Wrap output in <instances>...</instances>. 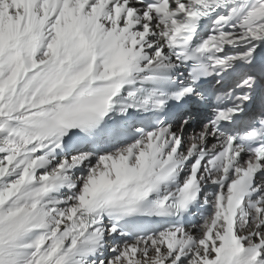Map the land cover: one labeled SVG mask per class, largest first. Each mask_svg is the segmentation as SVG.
<instances>
[{
	"label": "snow or ice",
	"instance_id": "1",
	"mask_svg": "<svg viewBox=\"0 0 264 264\" xmlns=\"http://www.w3.org/2000/svg\"><path fill=\"white\" fill-rule=\"evenodd\" d=\"M0 264H264V0H0Z\"/></svg>",
	"mask_w": 264,
	"mask_h": 264
}]
</instances>
